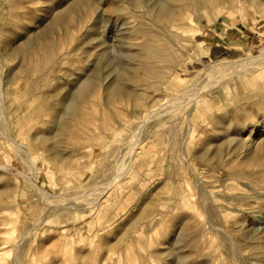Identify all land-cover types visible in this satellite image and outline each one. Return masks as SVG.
Here are the masks:
<instances>
[{
    "label": "rangeland",
    "instance_id": "obj_1",
    "mask_svg": "<svg viewBox=\"0 0 264 264\" xmlns=\"http://www.w3.org/2000/svg\"><path fill=\"white\" fill-rule=\"evenodd\" d=\"M55 1L58 0H0V41L7 44V51L12 52L32 42L39 52L40 41L49 46L59 36L55 34L58 30L53 29L54 20L50 18L47 23H41L40 17L41 11ZM61 1L64 8H69L78 0ZM236 6H246L253 12L260 8L259 4L249 3L248 0H204L196 16L197 21L193 22L194 28L198 27L201 33L187 34L181 38L182 52L193 55L201 50L204 53L200 62L184 57L179 65L172 67L169 80L164 87L156 90L154 98L159 99L157 107H161L184 91H194L195 87V91H198L205 83H215L216 88L210 92H199L195 103L188 102L182 111L162 120L151 138L140 148V157L135 159L133 165L137 172L134 178L122 181L110 190L98 206L86 208L82 212L68 207H49L48 202L38 196L22 178L8 176L0 181V190L10 188L3 201L10 202L8 208L19 218L17 226L3 223L5 226L0 227L3 233L0 236V249L5 248L0 251V264H14L15 247L26 234L31 237L24 246L25 259L36 255L43 259L42 264H214L212 253L216 247L212 245L215 232L211 227L216 219L210 204H202L197 195L195 177L182 159L183 149H186L189 165L203 177L217 207L223 212L224 220L228 221L230 234L240 238L247 229L259 226V219L264 220V208L261 213L250 216V220L244 223V230L235 226L238 210L242 204H248L244 197H251L252 190L244 181L232 179L234 177L231 174L236 171L223 170L216 160L209 162L214 154L218 130L222 126L246 122L254 115L264 113V69L241 73L228 82H224L222 75L210 81L205 78L207 67L258 56L264 49V45L254 46L216 55L210 46L205 45L202 34V26L207 20L205 17L211 12H227ZM84 11V5L77 6L78 13ZM55 14L57 16L59 12ZM95 19L97 15L93 16ZM192 19L194 21L195 17ZM84 52L82 50L80 54ZM83 61L82 56L74 59L77 66L86 71L88 64L82 67ZM180 65L185 66V69H181ZM44 70H39L37 74L41 75ZM64 70L76 74L68 66ZM216 73H220V69ZM31 81H21L23 96L30 100H24V108L21 107L23 101L13 102L7 121L18 141L31 143L35 157L41 159L37 164L39 182L53 196L63 197H73L85 189L107 186L111 175L96 181L91 178L99 171L102 150L114 143L122 145L124 141L119 135L129 136L134 123L130 121L110 133L97 135L88 132L87 135H81L83 141L76 145L85 148L87 157L79 167H68L66 171L56 172L47 161L43 146L33 143V136L41 132L44 124L49 127L53 107L63 101L61 95L55 96V90L65 85L71 88L72 85L67 77L51 74L47 80L48 86L33 92L30 90ZM43 93L48 98H43ZM139 111L144 117V109ZM127 117V114H122L119 121ZM116 125L114 122L109 129ZM249 137V132H246L243 138L246 140ZM263 141L264 132H259L255 144ZM0 166L27 173L25 164L1 131ZM18 182L20 186L15 193L12 188ZM131 183H134L133 188L128 190ZM186 196H195V209L188 206ZM12 197L15 201H12ZM12 216L3 215L2 219L9 221ZM153 216L156 222L162 221L151 233L155 245L152 249L156 250L158 256H148L147 252L145 225L148 219L149 223L152 222ZM200 219L207 224L202 236L197 230ZM222 251L225 254L224 248Z\"/></svg>",
    "mask_w": 264,
    "mask_h": 264
},
{
    "label": "bare ground",
    "instance_id": "obj_2",
    "mask_svg": "<svg viewBox=\"0 0 264 264\" xmlns=\"http://www.w3.org/2000/svg\"><path fill=\"white\" fill-rule=\"evenodd\" d=\"M248 1L264 6V0ZM203 3L204 0H78L69 8H64L62 1L58 0L49 4L40 15L41 23H47L51 18L54 20L53 29L58 30L55 34L59 36L49 46L40 41V50L37 52L31 42L10 52L6 50L7 44L0 41V131L27 169L24 174L9 166H0V181L8 176H18L46 200L49 207H68L82 212L86 208L98 206L108 192L122 181L132 180L137 173L133 169L135 159L140 157V148L151 138L157 125L182 111L188 102L195 103L199 92H210L216 88L215 83H205L198 91H195L196 87L194 91H184L161 107H157L159 99L154 98L156 90L165 86L169 80L172 67L179 65L184 57L200 62L204 53L201 50L193 55L182 52L181 38L187 34L201 33L198 27L194 28L193 22L196 23V16ZM78 5H84L86 12L78 13ZM57 11L59 14L56 16ZM94 15H97L95 20ZM82 50L85 51L83 55L80 54ZM81 56L84 59L82 67L88 64L86 71L74 62V59ZM91 58L94 59L90 61ZM67 66L76 74L65 71ZM179 67L185 69L183 65ZM43 68L44 72L38 75L37 72ZM218 69L220 73H216ZM262 69L264 49L258 56L207 67L205 78L210 81L211 78L222 75L224 82H228L241 73ZM57 73L67 77L72 87L65 85L55 90V96L61 95L63 101L57 102L53 107L49 127L44 124L41 132L38 131L33 136V143L43 146L47 161L56 172L66 171L68 167H79L87 157L85 148L76 145L83 141L81 135H87L88 132L97 135L110 133L130 121L134 123L129 136L119 135L124 141L122 145L114 143L102 150L99 171L91 178L96 181L111 175L112 179L107 186L102 189H85L73 197L53 196L42 186L37 169L41 159L35 157L31 143L18 141L7 121L13 102L23 101V107L30 100L23 96L21 81L32 79L30 90L35 92L36 89L46 88L49 75ZM42 96L48 98L45 93ZM142 109L144 117H141L139 111ZM122 114H127L128 117L119 121ZM114 122L116 127L109 129ZM263 129L264 113L254 115L246 122L222 126L218 130L214 154L209 161L216 160V164L223 166V170L227 172L236 171L231 174L234 177L232 179L244 181L252 190L251 197H244L248 204L241 205L239 217L235 220V226L241 231L252 214L264 210V141L255 144L256 136L259 132H264ZM246 132H249L250 137L245 140L243 137ZM188 139L189 136L187 141ZM182 159L195 177L201 203L210 204L216 219L211 227L215 232L212 245L213 248L216 247L212 253L214 264H264V220L259 219V226L247 229L243 237L230 234L228 221L224 220L223 212L217 207L203 177L196 174L189 165L186 149L182 151ZM133 184L129 185L128 190L133 188ZM19 186L20 182L12 190L16 193ZM8 189L10 188L5 187L0 190V227L5 226L3 223L13 226L19 224V218L8 208L10 202L3 201ZM185 199L188 206L196 208L195 196H186ZM13 200L15 201L14 197ZM7 214L13 216L9 221H4L2 217ZM151 219L152 222L149 223L148 219L145 225L147 252L148 256H158L156 250L152 249L155 245L152 243L154 237L151 233L162 221L156 222L155 216ZM40 225L41 222L38 227ZM206 226L202 219L197 223L200 236L205 233ZM2 235L0 232V236ZM29 237L31 235H24L15 247L14 264L43 263V259L36 255L25 259L23 250ZM222 248L225 249V254ZM4 249L1 247L0 251Z\"/></svg>",
    "mask_w": 264,
    "mask_h": 264
},
{
    "label": "crops",
    "instance_id": "obj_3",
    "mask_svg": "<svg viewBox=\"0 0 264 264\" xmlns=\"http://www.w3.org/2000/svg\"><path fill=\"white\" fill-rule=\"evenodd\" d=\"M256 11L236 6L227 12H211L202 26L205 45L216 55L263 46L264 6Z\"/></svg>",
    "mask_w": 264,
    "mask_h": 264
}]
</instances>
